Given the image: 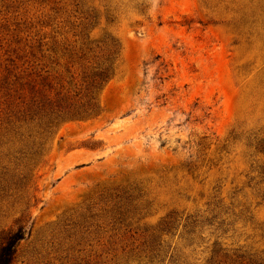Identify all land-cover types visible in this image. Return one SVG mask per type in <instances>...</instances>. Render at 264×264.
Here are the masks:
<instances>
[{"label": "rangeland", "instance_id": "obj_1", "mask_svg": "<svg viewBox=\"0 0 264 264\" xmlns=\"http://www.w3.org/2000/svg\"><path fill=\"white\" fill-rule=\"evenodd\" d=\"M107 36L99 114L41 135L28 73L73 89ZM19 227L11 264H264V0H0V246Z\"/></svg>", "mask_w": 264, "mask_h": 264}, {"label": "trees", "instance_id": "obj_2", "mask_svg": "<svg viewBox=\"0 0 264 264\" xmlns=\"http://www.w3.org/2000/svg\"><path fill=\"white\" fill-rule=\"evenodd\" d=\"M92 49V48H91ZM98 53H94L91 61L84 58L86 64L80 65V73H72L67 83L74 80L73 89L65 91L55 89L52 80L56 77L47 71L45 75L40 73H28V78L22 83L23 102L22 113L24 118L33 122L42 130L41 135H48L58 124L64 121L88 120L96 117L100 112L98 95L111 80L117 67L119 45L113 38L105 37L103 47ZM94 51V50H92ZM69 73V68H66ZM43 141L37 142V153H40ZM116 200L113 205V216L118 222L125 221L132 210V195L128 190L115 193ZM175 215L168 214L159 223V232L170 231L176 227ZM192 228L194 222H192ZM192 229L189 230L191 232ZM25 232L22 228L9 233L0 246V264H11L17 244L23 240ZM159 238L150 241V261L156 258L159 252ZM260 264L257 258L245 253H230L214 244L211 257L205 264Z\"/></svg>", "mask_w": 264, "mask_h": 264}]
</instances>
